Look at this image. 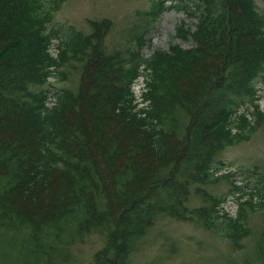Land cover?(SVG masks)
Here are the masks:
<instances>
[{
    "label": "trees",
    "instance_id": "1",
    "mask_svg": "<svg viewBox=\"0 0 264 264\" xmlns=\"http://www.w3.org/2000/svg\"><path fill=\"white\" fill-rule=\"evenodd\" d=\"M48 1L0 0V224L22 220L35 236L59 233L73 218L80 232L111 226L90 264H125L158 212L187 220L201 211L187 205L191 190L217 182L224 165L215 157L264 119L257 93L264 12L257 0H195V31L176 28L192 47L171 45L144 59L145 36L131 57L107 52L109 19L90 20L93 34L60 40L47 25L64 0ZM162 12L160 3L155 15ZM52 39H59L54 53ZM70 61L82 63L77 92H49V76L64 79ZM142 62L148 75L137 102L132 85ZM252 188L212 197L202 207L205 226L241 246L245 206L264 205ZM229 196L237 215L219 207Z\"/></svg>",
    "mask_w": 264,
    "mask_h": 264
},
{
    "label": "rangeland",
    "instance_id": "2",
    "mask_svg": "<svg viewBox=\"0 0 264 264\" xmlns=\"http://www.w3.org/2000/svg\"><path fill=\"white\" fill-rule=\"evenodd\" d=\"M48 3L55 2L49 0ZM160 3L163 12L155 15ZM257 4L264 12V0H257ZM188 5L182 7L181 0H64L47 29L57 30L62 40L75 30L85 35L93 34L90 20L109 19L112 25L105 39L107 52H120L125 58L131 57L139 49L138 38L145 36L146 43L139 51L145 59L158 49L169 51L171 45L192 47L190 35L187 41L176 35V28L182 23L191 32L196 29L198 16L192 14L197 13L195 0H189ZM54 43L56 39H53ZM50 51H58L57 45L51 46ZM81 68V62H68L62 69L64 79L58 77L57 89L77 92ZM146 75L148 71L141 72L132 86L137 102L141 101L145 91ZM258 85L260 108L264 111V80ZM184 122L183 115L179 118L180 137L185 134ZM215 162L224 165L219 171L222 177L201 186L208 195H204L205 191L197 192L194 187L188 196V207L201 211L197 210L194 217L187 220L158 212L153 224L133 239L132 251L125 264H264V205L254 211L245 206L244 223L248 234L241 240V246L226 238L223 231L208 229L201 215L205 211L202 207H209L212 197L222 198L232 192V182L222 175L229 171L235 172L243 184L257 189L256 204L264 203V119L248 139L225 148L215 157ZM234 201L237 199L231 198L228 203L231 213L235 210ZM20 221L0 224V264H90L106 246L112 230L111 226H101L80 232L77 219L73 218L59 233L47 230L35 236L32 229Z\"/></svg>",
    "mask_w": 264,
    "mask_h": 264
},
{
    "label": "bare ground",
    "instance_id": "3",
    "mask_svg": "<svg viewBox=\"0 0 264 264\" xmlns=\"http://www.w3.org/2000/svg\"><path fill=\"white\" fill-rule=\"evenodd\" d=\"M229 174L231 175V180H232V184H233V188H234L238 184V181H239L238 176L235 172H231V171H229ZM251 194H252L254 200L258 197V191L255 187L252 188ZM239 209H240L239 206L235 208V210H234L235 215H237L239 213Z\"/></svg>",
    "mask_w": 264,
    "mask_h": 264
},
{
    "label": "built area",
    "instance_id": "4",
    "mask_svg": "<svg viewBox=\"0 0 264 264\" xmlns=\"http://www.w3.org/2000/svg\"><path fill=\"white\" fill-rule=\"evenodd\" d=\"M231 198H233L232 196H229L227 198V200L222 204V208H224L226 211H229L230 209L228 208V203L230 202ZM234 205H235V208H236V203L234 201Z\"/></svg>",
    "mask_w": 264,
    "mask_h": 264
}]
</instances>
